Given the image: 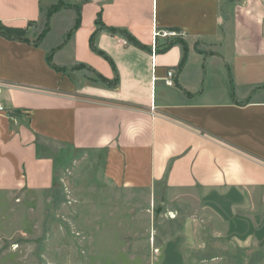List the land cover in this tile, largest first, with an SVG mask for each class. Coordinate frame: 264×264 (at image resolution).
<instances>
[{
	"label": "crops",
	"instance_id": "0c3cea01",
	"mask_svg": "<svg viewBox=\"0 0 264 264\" xmlns=\"http://www.w3.org/2000/svg\"><path fill=\"white\" fill-rule=\"evenodd\" d=\"M60 3L70 7L52 14L37 46ZM76 8L81 23L67 40ZM99 14L150 51L101 31L95 46L113 65L94 52ZM0 22L37 24L28 42L0 36V264H58L52 198L43 235H29L35 224L22 215L24 207L36 211L38 195L52 196L57 161L47 144L102 156L118 189L162 197L176 217L142 264L243 263L245 240L214 238L205 216L185 214L179 200L195 195L200 213L220 212L223 197L257 191L264 205V0H0ZM155 27L177 29L187 46L153 39ZM85 72L107 81L118 75L119 85Z\"/></svg>",
	"mask_w": 264,
	"mask_h": 264
},
{
	"label": "rangeland",
	"instance_id": "374dc122",
	"mask_svg": "<svg viewBox=\"0 0 264 264\" xmlns=\"http://www.w3.org/2000/svg\"><path fill=\"white\" fill-rule=\"evenodd\" d=\"M65 6L70 7L60 3L53 8H58L59 11ZM36 25L30 23L24 29L27 38L29 28L34 29ZM2 29L3 25L0 24V31ZM43 32L44 30L36 41H42L40 37ZM167 39L187 46L182 35ZM85 73L89 79L99 83L91 73ZM47 148L57 161L52 196L38 195L36 201L38 206L34 207L36 211L26 212L24 207L22 215L35 224L29 235H43L44 231L41 228L43 216L46 211L49 213V206L47 209L46 207L47 203L51 204L48 202L49 197L52 198L54 262L142 264L146 262L142 254L150 257L159 252L157 249L160 248L159 235L168 225V220L176 217L168 213L165 207L160 206L162 199L160 195H156L154 201V198L145 193L118 189L104 172L102 156L88 158L77 155L67 148L60 149L53 144H47ZM258 197L257 191L252 196L223 197L224 203L217 202L221 213L217 210L200 213V210H197L200 204L199 198L195 195L180 196L179 202L186 206L184 212L190 217L205 216L204 218L207 219L205 223L212 230L214 238L245 240L246 249L241 264H264V205L259 204ZM171 198L174 199L176 196ZM33 202L25 203L33 205L35 204ZM225 203L229 207L228 210L222 208ZM232 210H235L234 213ZM222 216H227L230 222L225 224L221 219ZM172 226L169 225V231L175 230ZM174 241L176 239L169 240L170 243ZM143 242L147 244L145 252L142 248Z\"/></svg>",
	"mask_w": 264,
	"mask_h": 264
},
{
	"label": "trees",
	"instance_id": "16d2710c",
	"mask_svg": "<svg viewBox=\"0 0 264 264\" xmlns=\"http://www.w3.org/2000/svg\"><path fill=\"white\" fill-rule=\"evenodd\" d=\"M58 10V8H52L48 14H47V23H46V26H45V30L43 32V34L41 35V39L44 38V36L48 33V29H49V20L52 16L53 13H55L56 11ZM77 10V13H78V19H77V23H76V26L75 28L73 29V31H71L68 35H67V40H69L73 33L79 28L80 26V23H81V20H80V8H76ZM0 24H2L0 22ZM3 25V24H2ZM95 27H96V30L95 32L93 33V35L91 36V39H90V44H91V48L94 52H96L97 54L103 56L105 59H107L112 65H113V62L111 61V59L105 55L103 52L99 51L96 46H95V41H96V38L97 36L99 35V33L101 31H105L107 33H109L110 35H113V36H121L123 37L124 39L127 40L128 43L140 48V49H143V50H149L148 47L142 45L134 36H132L128 31L126 30H120V29H115V28H108L103 20H102V17H101V14L98 15L96 21H95ZM171 30H177L175 28L171 29ZM26 30L24 29H17V28H11V27H7L5 25H3V29L2 31H0V36L1 37H4L8 40H19V41H24V42H28L29 39L27 38L26 35H24V32ZM40 41L35 43L37 46L39 45ZM174 45V43H168L165 45L164 47V51L170 49L172 46ZM48 64L55 70L57 71H61L60 69H57L53 64H52V55H49L48 57ZM64 72V71H63ZM95 81H98L100 83H102L103 85H105L106 87L108 88H117L118 85H119V76L117 75L116 76V79L114 81H107L105 78L99 76V75H96V78H95Z\"/></svg>",
	"mask_w": 264,
	"mask_h": 264
},
{
	"label": "built area",
	"instance_id": "2783aa9c",
	"mask_svg": "<svg viewBox=\"0 0 264 264\" xmlns=\"http://www.w3.org/2000/svg\"><path fill=\"white\" fill-rule=\"evenodd\" d=\"M177 35H181V33L177 32V31H169V30L158 31L156 29V27L153 30V38L154 39H156L157 37H160V38L175 37ZM169 77L172 78L173 77V73H169ZM172 83H173L172 80L168 81L169 85H172ZM0 95H1V86H0ZM3 111H5V109L2 106V104L0 103V113L3 112Z\"/></svg>",
	"mask_w": 264,
	"mask_h": 264
}]
</instances>
